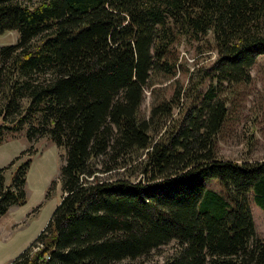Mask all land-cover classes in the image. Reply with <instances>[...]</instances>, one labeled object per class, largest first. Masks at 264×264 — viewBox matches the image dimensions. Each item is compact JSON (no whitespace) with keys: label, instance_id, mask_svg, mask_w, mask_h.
Wrapping results in <instances>:
<instances>
[{"label":"trees","instance_id":"16d2710c","mask_svg":"<svg viewBox=\"0 0 264 264\" xmlns=\"http://www.w3.org/2000/svg\"><path fill=\"white\" fill-rule=\"evenodd\" d=\"M0 144L26 129L63 150L61 197L35 251L14 264H118L174 243L157 264H264L250 204L264 211V160L220 159L219 88L251 82L264 55V0H0ZM211 37L210 85L183 114L145 89L174 78L176 46ZM27 159L0 218L26 203ZM215 180V181H214ZM215 182V183H214Z\"/></svg>","mask_w":264,"mask_h":264},{"label":"rangeland","instance_id":"374dc122","mask_svg":"<svg viewBox=\"0 0 264 264\" xmlns=\"http://www.w3.org/2000/svg\"><path fill=\"white\" fill-rule=\"evenodd\" d=\"M17 37L16 32L0 35V48L15 44ZM211 42V37H207L200 42L182 40L176 46L177 73L170 79L157 77L154 80L159 84L145 89L142 106L145 116L150 111L153 89L158 91V97L167 100L176 88H181L184 98L180 99L171 120L190 108L197 95L211 83L205 75L217 57L211 49ZM250 76L249 84L219 88V96L227 100L228 109L227 120L217 136L220 159L237 162L264 160V55L255 59ZM25 132V128L7 132L0 144V169H6V185L11 182L19 165L31 159L26 175V203L12 206L0 218V264H14L23 257L21 254L35 251L37 237L46 228L61 197L59 174L64 163L63 150L44 138L29 142ZM250 210L255 236L264 241V211L255 203L250 204ZM174 250L175 244L170 243L143 259L118 264H157Z\"/></svg>","mask_w":264,"mask_h":264},{"label":"crops","instance_id":"0c3cea01","mask_svg":"<svg viewBox=\"0 0 264 264\" xmlns=\"http://www.w3.org/2000/svg\"><path fill=\"white\" fill-rule=\"evenodd\" d=\"M10 33V32H9Z\"/></svg>","mask_w":264,"mask_h":264}]
</instances>
